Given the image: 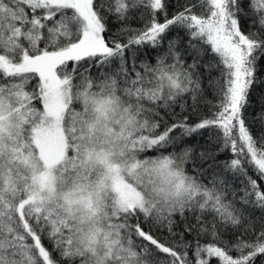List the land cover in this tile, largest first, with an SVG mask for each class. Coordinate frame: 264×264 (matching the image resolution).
Instances as JSON below:
<instances>
[{
  "label": "snow or ice",
  "instance_id": "6c2138e0",
  "mask_svg": "<svg viewBox=\"0 0 264 264\" xmlns=\"http://www.w3.org/2000/svg\"><path fill=\"white\" fill-rule=\"evenodd\" d=\"M0 264H264V0H0Z\"/></svg>",
  "mask_w": 264,
  "mask_h": 264
}]
</instances>
